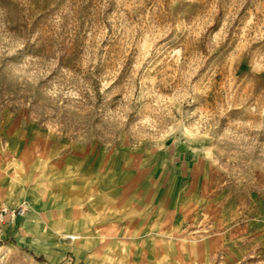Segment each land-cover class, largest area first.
Returning <instances> with one entry per match:
<instances>
[{
    "label": "rangeland",
    "instance_id": "374dc122",
    "mask_svg": "<svg viewBox=\"0 0 264 264\" xmlns=\"http://www.w3.org/2000/svg\"><path fill=\"white\" fill-rule=\"evenodd\" d=\"M13 182L87 187L84 255L8 211L0 264H264V0H0Z\"/></svg>",
    "mask_w": 264,
    "mask_h": 264
},
{
    "label": "crops",
    "instance_id": "0c3cea01",
    "mask_svg": "<svg viewBox=\"0 0 264 264\" xmlns=\"http://www.w3.org/2000/svg\"><path fill=\"white\" fill-rule=\"evenodd\" d=\"M16 186H18V184L13 182L12 187L10 185L7 192L8 200L12 204H14L12 198L17 191L16 189L15 193L13 194ZM26 189H31L33 193L26 196ZM81 190L79 191L78 189H75L74 186L68 185L67 189H61L58 191L55 190L54 186L49 182L47 184L33 183L24 189L23 198L27 201V208L29 209V212L32 213L34 211L37 215H40L34 219L33 226L35 230H42V234L33 235L31 237L32 240L27 241V243L33 245L35 249L37 248L39 251L47 255L52 261L63 260L71 250V246H75L73 249L76 253V256L80 258V261L83 260L84 254L82 256L78 255L76 252V244L74 242L71 241L65 243L61 241L59 237L65 230H72L73 228H81L83 226L85 227V230L87 229L86 227L88 225V220L82 216L76 215L79 206L84 205L88 199V196L85 192V190H88L87 187ZM46 225H49L50 228H60L59 230H61L58 233L59 235L56 234L57 236L55 235V237H53L55 238L54 248L58 249L60 252L57 255H52L46 252L35 242L37 237H42L44 240L47 238V234L44 231V229L47 227ZM47 239L45 240L46 242H48Z\"/></svg>",
    "mask_w": 264,
    "mask_h": 264
},
{
    "label": "bare ground",
    "instance_id": "6f19581e",
    "mask_svg": "<svg viewBox=\"0 0 264 264\" xmlns=\"http://www.w3.org/2000/svg\"><path fill=\"white\" fill-rule=\"evenodd\" d=\"M11 187H12V185H11ZM33 193V191L30 189H26L25 190V194H26V196H28V195H31ZM8 205H7V208H9V209H11V210H14L16 207H17V205H11L10 204V202H9V200H8V203H7ZM24 216H25V218H26V220H29L30 222H32V223H34V219L35 218H37L38 216H40V215H37L36 214V212H29V213H25V214H23ZM22 215V216H23ZM22 216H20V218L19 219H21L22 218ZM12 219V218H11ZM42 220V219H41ZM39 222H40V220H39ZM10 224L12 225L11 226V228L13 227V225H14V221L12 220V221H10ZM49 224H50V222H49ZM21 225L24 227V225H23V222L21 223ZM47 226V225H46ZM60 228H57V229H53V228H50V226L48 225L45 229H44V231H45V233L47 234V241L48 242H46L44 239H42V237H37V239L39 240V244L40 245H43V246H45V247H49V248H51L53 251L55 250V248H54V242H55V238H53V237H55V235L56 234H58L61 230H59ZM57 230H59V231H57ZM19 231H21V229H19ZM42 230H40V231H38V233H40V234H42V232H41ZM45 234V235H46ZM57 236V235H56ZM76 245H77V247H76V250H77V252L78 253H81V250H80V241H79V239H78V237H75V239L74 240H72Z\"/></svg>",
    "mask_w": 264,
    "mask_h": 264
},
{
    "label": "built area",
    "instance_id": "2783aa9c",
    "mask_svg": "<svg viewBox=\"0 0 264 264\" xmlns=\"http://www.w3.org/2000/svg\"><path fill=\"white\" fill-rule=\"evenodd\" d=\"M10 211V216L12 219H14L17 215H22L25 213L26 208L25 207H19V208H15L14 210H11L9 208H3L0 211V222L3 221L5 214Z\"/></svg>",
    "mask_w": 264,
    "mask_h": 264
}]
</instances>
